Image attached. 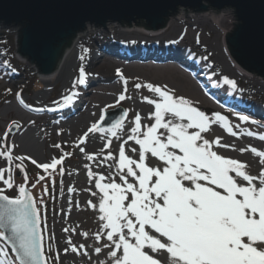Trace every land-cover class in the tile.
I'll list each match as a JSON object with an SVG mask.
<instances>
[{"label": "snow or ice", "instance_id": "obj_1", "mask_svg": "<svg viewBox=\"0 0 264 264\" xmlns=\"http://www.w3.org/2000/svg\"><path fill=\"white\" fill-rule=\"evenodd\" d=\"M123 83L124 92L119 95L117 105L131 99L126 95L127 80ZM225 83L236 86L227 78ZM82 85L86 86L83 66L72 89ZM134 87L146 88L152 94L140 97L142 102L153 106L154 110L147 116L152 123L142 125V117L136 113L125 132L128 110H123L107 128L103 127L107 121L102 114L103 123H93L77 143L88 161L103 157L97 161V167L107 165L108 169L105 175L84 165L88 182L94 183L96 189H85L97 200V203L87 201L99 222L94 239L98 243L102 238L107 241L95 247V253L100 254L102 248L109 249L107 256L111 264H264V168L257 175L250 174L247 163L217 151L229 148L235 151V145L221 143L219 137L205 138L204 134L212 125H220L230 136H237L226 117L219 113L209 116L189 99L177 96L167 85L136 83ZM78 95L72 90L62 102L53 101L55 108L37 110L63 109ZM16 96L24 107H29L19 92ZM239 118L249 120L247 115ZM13 128L19 130L20 125L13 121L0 140V157L7 162L6 167H0V244L3 245L0 264H53V260L59 264V253L55 257L46 255L53 251L52 244L45 248L46 240H55L54 233L48 232L46 208L41 207L43 196L49 194L48 186L43 185L41 198L37 200L26 186L28 175L24 161L30 160L44 172L38 175L32 188L46 179L54 186L55 176H64V158L71 154L63 152L56 144L54 147L61 149L62 155L47 163H38L23 155L13 157L14 146L7 143ZM96 132L104 134L102 139L106 144L99 152L89 154L80 145L90 133ZM109 135L116 140L127 135L119 146L118 155L111 151L105 153L104 149L112 144ZM247 135L255 134L247 132ZM258 138L264 141V135ZM129 141L135 146H130L126 152L124 145ZM245 151L239 149L241 154ZM251 152L264 158V151L251 148ZM17 175H22L23 183H16ZM8 190H15L16 194L9 196ZM74 191L68 188L69 193ZM69 205L70 211L71 197ZM80 235L87 238L89 233ZM67 243L70 247L63 250L65 253L88 255L84 244L74 245L71 237ZM9 247L14 255H10Z\"/></svg>", "mask_w": 264, "mask_h": 264}, {"label": "rangeland", "instance_id": "obj_2", "mask_svg": "<svg viewBox=\"0 0 264 264\" xmlns=\"http://www.w3.org/2000/svg\"><path fill=\"white\" fill-rule=\"evenodd\" d=\"M208 10L210 11L193 13V10L179 8L175 16L169 18L163 30H166L162 33L165 36L163 44L159 43L163 49L156 53H149L147 49L137 50L136 47L125 46L130 44L128 42H131V38L133 40L137 36L142 38L146 33L135 23L131 24V27L126 23L122 26V24L108 21L105 24L107 29L104 26L87 24L86 28L75 36L83 39L71 53L73 66L66 88L55 78H52L50 82L43 81L38 66L18 55V40L22 26L0 22V140L3 139L8 126L15 121L20 128L8 138L14 146L13 157L23 155L35 159L38 163H47L54 157L60 158L61 149L71 154L64 158L62 164L65 169L64 176L61 177L63 193H61V187H58L57 201L46 207L48 232L55 235L54 241H47L52 244L55 256L59 253V264H100L101 261L111 264L107 256L109 249L102 248L100 254L94 251L95 247L107 241L102 238L98 243L94 239V234L99 230V222L97 213L87 205V201L97 203V200L85 189L91 188L93 191L96 189L94 183L88 182L87 169L84 167L88 164L94 172L107 175V165L97 167V161L103 157L88 161L84 153L79 151L77 143L93 123L100 124L102 114L119 107L128 110V118L124 123L125 132L131 127L129 122L136 113L141 115L142 125L153 122L147 119L148 114L154 110L153 106L140 99L141 96L151 97L152 94L146 88L137 90L134 87L136 83L167 85L169 89L175 91L177 96L189 99L209 116L219 113L226 117L233 131H236L238 135L230 136L224 127L212 125L210 131L204 134L205 138L213 140L219 137L221 143L235 145V151L231 148L217 149V151L226 157L247 163L250 174L257 175L260 169L264 168V164H261V159L264 158L251 152V148L264 151V141L258 138L264 135V79L256 74L240 71L236 67L238 65L225 54V38L232 34L238 25L235 11L231 8L220 10L219 14H225L227 21L221 20L222 25H218L211 17L218 10L210 7ZM186 11L189 13L186 14ZM139 22L142 23V21L137 23ZM115 31L132 33L134 37L125 38L120 35L122 41H117V38L113 37L108 38L110 34L114 36ZM97 35L101 39L97 38ZM85 49L88 51L85 52ZM176 51L180 53L177 54ZM92 55L96 56L97 60L96 65L90 69L88 64ZM81 56L84 57L83 60ZM81 66L85 69L86 79L93 80V84L85 91L80 90L83 85L72 89ZM96 71L98 74L95 73ZM93 75L97 77L94 78ZM225 78L233 81L235 88L226 84ZM125 79L127 80L126 95L131 99H125L117 105L119 95L124 92ZM7 89L11 91L8 92ZM72 90L77 91L79 95L74 98L67 113L60 109L37 110L55 108L53 101H60ZM18 92L24 104L29 107H24L17 99ZM27 109L37 111L28 112ZM241 115H247L249 120H240ZM70 119L74 122H82V125L71 131ZM236 125L239 127L237 128ZM247 132H253L255 135L248 136ZM28 133L34 134L38 144V149L32 153L25 151L22 142L25 134ZM103 135L99 132L90 133L86 142L80 147L86 148L89 143H96L99 152L106 144V140L102 139ZM109 138L112 139V144L104 149L105 153L111 151L114 155H118L119 146L123 140L127 139V135H122L120 140L110 135ZM56 144H59L61 149L55 148ZM130 146H135L132 141L124 145L126 152ZM240 148L246 151L241 154ZM24 166L31 171L43 170L33 165L30 160H25ZM23 182L22 175H17L16 183ZM32 184L28 181L26 186L39 200L43 187L35 189L31 187ZM69 187L74 188L75 191L69 193ZM7 194L14 196L16 192L8 190ZM69 197H71L70 211ZM65 228L69 231L64 232ZM72 229L76 231L72 232ZM82 232H88V237L84 238L80 235ZM68 237L72 238V243L76 246L84 244L88 255L75 254L71 251L65 253L63 250L70 247L67 243ZM158 258L164 259V257ZM53 264H56L55 260Z\"/></svg>", "mask_w": 264, "mask_h": 264}, {"label": "water", "instance_id": "obj_3", "mask_svg": "<svg viewBox=\"0 0 264 264\" xmlns=\"http://www.w3.org/2000/svg\"><path fill=\"white\" fill-rule=\"evenodd\" d=\"M209 7L217 14L225 8L235 11L238 25L225 38L228 52L240 69L264 79V0H0V22L22 26L18 55L49 76L87 24L106 28L108 21L131 27L145 23L146 32H161L179 8L194 13L210 11ZM123 110L105 112L103 127H110Z\"/></svg>", "mask_w": 264, "mask_h": 264}, {"label": "bare ground", "instance_id": "obj_4", "mask_svg": "<svg viewBox=\"0 0 264 264\" xmlns=\"http://www.w3.org/2000/svg\"><path fill=\"white\" fill-rule=\"evenodd\" d=\"M212 17V20L215 21L218 25H222V22L221 20H224V21H227L226 19V15L225 14H217V13H214L213 15H211ZM171 24V23H170ZM138 27L140 28H143L142 25H139ZM168 31V30H167ZM166 32L165 31H161L160 32H152V31H148L146 33H144L145 35L142 36H137L135 37L136 39H139V40H133L132 38L130 39L131 42H128L130 44H125V46L128 47H136L137 50H142V49H147V51L150 53V52H153V53H156V52H159L160 50L163 49V47H160L159 45L160 44H163V39L165 36L162 35V33ZM110 34V33H109ZM120 35L121 36H124L125 38H128V37H134V35L132 33H128V32H121L119 31V33H117L116 31L114 32V36L110 34V36L108 38H117V41L118 40H121L120 39ZM99 39H101V37L99 35H97ZM119 38V39H118ZM141 38V39H140ZM83 38H81L80 36L78 37H75L71 47L67 50V52L64 54V56L62 57L61 59V62H60V65L57 69V71L52 74V75H49V76H43V81H47V82H50L52 78H55V80L58 81H61L63 86L66 88L68 83H69V73H70V70L73 66V60L71 58V53L72 51L74 50L75 46L78 45L79 41L81 42ZM122 41V40H121ZM160 43V44H159ZM119 44H121L119 42ZM124 44V43H123ZM122 45V44H121ZM162 46V45H161ZM133 48V49H134ZM224 50H225V54L230 58V60L232 61L231 59V56L228 52V49L226 47V44H225V47H224ZM146 51V50H145ZM146 51V52H147ZM147 52V53H148ZM177 54L180 53V51H176ZM176 54V55H177ZM96 55V54H95ZM149 55V54H148ZM173 57V56H172ZM96 56L92 55L90 61H89V66L88 68L92 69L95 65H96ZM240 71H243L242 69H240L238 66H236ZM96 74H98V72L96 71L95 72ZM94 78L97 77V75H93ZM91 78H87L86 79V86L83 85L82 88L80 90H83L85 91L88 87H90L92 84H93V80H90ZM99 80H102L101 77H98ZM40 98V97H39ZM63 99H61L60 101L62 102ZM73 103V102H72ZM71 103V104H72ZM70 104V105H71ZM69 106L63 108V109H60L62 110L64 113H67V111L69 110ZM56 107V106H55ZM29 110V109H27ZM32 112H36L37 110L35 109H30ZM30 110L28 112H30ZM30 121H35V120H30ZM32 122H30L31 124ZM69 124H70V130H74L75 128L78 129L81 125H82V122H74L73 120L70 119L69 121ZM75 129V130H76ZM22 142H23V146H24V149L26 152H35L37 149H38V144H37V141L35 139V136L34 134H25L24 138L22 139ZM97 146H96V143H89L88 146L85 148V152L89 153V154H94V153H97Z\"/></svg>", "mask_w": 264, "mask_h": 264}, {"label": "trees", "instance_id": "obj_5", "mask_svg": "<svg viewBox=\"0 0 264 264\" xmlns=\"http://www.w3.org/2000/svg\"><path fill=\"white\" fill-rule=\"evenodd\" d=\"M142 25H143V28H146V29H148L146 26H145V23H142ZM74 39H75V37L73 38V40H72V42H71V44H70V46H69V48L71 47V45H72V43H73V41H74ZM19 41H20V38H19ZM68 48V49H69ZM37 85L40 87V85H39V83L37 82ZM2 140V139H1ZM7 143H8V145H12L9 141H7ZM13 150L14 149H12V155H13ZM1 164H3L2 165V167H6L7 166V162L2 158V157H0V165ZM59 166L60 165H58L57 166V172L59 171L58 169H59ZM25 167V166H24ZM25 171L27 172V175H28V181H30V182H32V183H35V181H36V179H37V177H38V175H44V172H43V170H39V171H31L27 166L25 167ZM61 176H59L58 174L55 176V185L53 186V184H52V182L50 181V180H47L46 179V181H43V182H41V184H38L36 187H35V189H42V184H44V183H46L47 184V186H48V189H49V194H47V195H44V198H43V200H44V205L42 206V208H46L47 207V205L48 204H53V203H55L56 201H57V193H56V191L61 187ZM59 187V188H58ZM48 244H50L49 243V241H45V248H47V245ZM3 245L2 244H0V247H2ZM9 250V253H10V255H14V254H12L11 253V249L9 248L8 249ZM46 255L47 256H49V257H55V252H54V249H53V251L52 252H46ZM53 262H54V260H53Z\"/></svg>", "mask_w": 264, "mask_h": 264}]
</instances>
